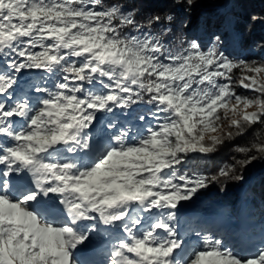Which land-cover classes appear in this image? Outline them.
Here are the masks:
<instances>
[{"label": "snow or ice", "instance_id": "6c2138e0", "mask_svg": "<svg viewBox=\"0 0 264 264\" xmlns=\"http://www.w3.org/2000/svg\"><path fill=\"white\" fill-rule=\"evenodd\" d=\"M25 71L44 83L24 91ZM140 104L146 123H118ZM257 124L264 60L170 51L104 0H0V264H264V229L241 243L177 227L210 182L244 179L184 164ZM236 150L241 168L264 160V142Z\"/></svg>", "mask_w": 264, "mask_h": 264}, {"label": "trees", "instance_id": "16d2710c", "mask_svg": "<svg viewBox=\"0 0 264 264\" xmlns=\"http://www.w3.org/2000/svg\"><path fill=\"white\" fill-rule=\"evenodd\" d=\"M104 3L105 6L116 3L126 11H133L139 28L159 36L170 51L182 50L195 41L204 50L215 47L236 60H264V0H192L191 6L183 0H104ZM157 16L160 21L150 24L149 18ZM223 18L230 26L225 40ZM131 31L135 33V29ZM43 75L25 71L20 75L18 86L27 91L34 83H44L38 79ZM150 107L140 104L124 111L117 109L115 116L119 124H143L147 121H140L138 117L146 115ZM250 142H264V125L257 124L243 135L225 139L210 156L188 159L183 170L189 174L211 177L220 168L230 167L231 176L242 174L244 179L237 182L230 177H218L210 182L192 201L183 203L179 223L187 224L190 214L231 228L245 241L260 236L264 229V160L257 159L246 169L241 168L239 162L245 156L236 150Z\"/></svg>", "mask_w": 264, "mask_h": 264}, {"label": "rangeland", "instance_id": "374dc122", "mask_svg": "<svg viewBox=\"0 0 264 264\" xmlns=\"http://www.w3.org/2000/svg\"><path fill=\"white\" fill-rule=\"evenodd\" d=\"M225 27L224 28V30L225 31H222L223 32V40H225L228 36H227V27L229 26V24H227V21L223 18V24H222V27ZM230 27V26H229ZM195 38L197 39V36H195ZM225 51H227L226 49H224ZM262 56L264 57V53H262ZM238 220H239V223H240V217L238 216ZM179 224V223H178ZM178 224H177V227H178V230H182V228H179V226H178ZM224 231V230H223ZM226 231V233L228 234V232H227V230H225ZM219 237H222V238H226V240H231V241H236V242H239L238 241V236H231V235H229V237L228 236H222V235H220ZM98 255V254H97ZM97 255L94 257V258H97Z\"/></svg>", "mask_w": 264, "mask_h": 264}, {"label": "bare ground", "instance_id": "6f19581e", "mask_svg": "<svg viewBox=\"0 0 264 264\" xmlns=\"http://www.w3.org/2000/svg\"><path fill=\"white\" fill-rule=\"evenodd\" d=\"M228 235V234H227ZM226 239V238H225Z\"/></svg>", "mask_w": 264, "mask_h": 264}]
</instances>
